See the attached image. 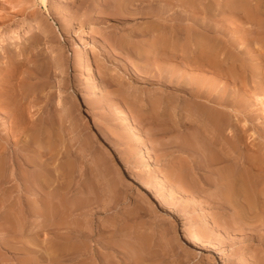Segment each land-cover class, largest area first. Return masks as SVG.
Masks as SVG:
<instances>
[{
  "label": "rangeland",
  "instance_id": "1",
  "mask_svg": "<svg viewBox=\"0 0 264 264\" xmlns=\"http://www.w3.org/2000/svg\"><path fill=\"white\" fill-rule=\"evenodd\" d=\"M46 1L48 11L40 3L44 0H0V32L6 37L15 33L21 36L18 45L8 46V41L0 46V91L4 88L16 91L14 95L22 99L25 118H28L26 125L35 128L31 132L23 131L24 125L18 128L7 109L0 107V264H264L261 222L256 220L257 224H252L256 222L253 218L252 222V216L248 218L252 225L243 220V223L237 222L230 208H223L227 210L223 213L213 181L206 178L207 172L201 171L198 152L195 148H192L194 151L184 149L173 138L175 134L185 137L203 130L213 141L226 139L223 142L231 146L233 155L264 149V46L261 47V40L257 44L256 40L245 37L258 34L259 25L253 23L243 7L227 5L229 0H166V3L162 0L171 8L168 14L179 13L185 17L184 23H178L182 26L180 38L174 40L177 52L165 55L164 48L161 49L162 37L156 31H148L154 20L134 16L141 6L138 3L131 5L134 8L131 13L126 10L130 9L129 4L120 0L124 11L133 15L127 16L120 9L128 19L117 13L115 4L119 2L116 0ZM250 1L264 18V0ZM192 4L196 5L195 9ZM23 20H40L50 40L44 39V33L26 35L28 23ZM197 21L209 22V25L216 22L218 32L211 31L210 36L219 35V30L222 32L221 41L212 52L224 61L223 69L232 63L231 58L236 54L229 42L244 51L245 57H238L235 62L236 80L228 78L231 76L224 74L222 68L220 73L199 66L195 60L201 53V42L195 33L190 37L187 29ZM170 23L165 22V30L171 28ZM12 30L15 33H10ZM35 35L43 38L35 45L37 49L31 50L27 45ZM115 36L124 39L116 37L120 46ZM81 45L90 52V63L98 68L99 93L90 90L91 82L85 71L76 66ZM219 45L223 47L221 50ZM122 47H125L123 52ZM131 51L136 52L137 58ZM125 52L128 58L129 53L135 56L133 61L140 66L132 67V59L128 63ZM163 55L168 58V65L175 67L177 73L181 71L176 77L153 69L157 66L154 63L167 62ZM146 61L153 68H146ZM182 74L185 78L186 74L196 79L202 77L201 82V78L196 80L200 83L205 81L207 90L212 92L211 101H207V94L200 101L218 109L210 113L221 112L220 116L226 118L222 117L225 126L222 125L220 132L208 129L202 117L204 113L188 103L191 97L185 95L180 85L184 79ZM29 81L35 90L26 94ZM125 96L129 103L123 100ZM92 97L97 98L96 105ZM189 110L192 113L188 115ZM122 112H128L129 119H124ZM194 117L203 119L194 120ZM36 121L41 123L37 126ZM128 122L134 125L140 139L132 136ZM181 124L188 127H184L186 130L190 127V132ZM40 125L49 130L39 129ZM157 128L161 134L151 131ZM203 131L201 136L205 135ZM238 135H242V142L234 148L231 142ZM188 151L197 158L188 156ZM188 157L192 158L191 162ZM184 159L194 164L192 172L199 184L190 178L187 181L189 184L195 181L193 184L198 185V190L192 184L193 190L184 191L181 182L176 180L183 176L180 169L188 163ZM202 179L210 180L211 184L206 185Z\"/></svg>",
  "mask_w": 264,
  "mask_h": 264
},
{
  "label": "bare ground",
  "instance_id": "2",
  "mask_svg": "<svg viewBox=\"0 0 264 264\" xmlns=\"http://www.w3.org/2000/svg\"><path fill=\"white\" fill-rule=\"evenodd\" d=\"M117 1V3L119 2V4H115V9L116 8H118V10L119 11H117V13H119V12H121L120 11V9H122L123 11L125 10L124 8H123V6H124V3L122 4V5H120V0H116ZM124 1H126L128 4H129V6H130V9L128 10V7L126 6L127 4H125V7H127L126 8V10L127 11H130V10H133L132 8H131V5L133 6V4H137L138 3V5L140 4L141 6H136V5H134L136 8L135 9H137L138 10V13L137 14H135L136 12H137V10H135L136 12H134V16H138V15H140L141 17H143V18H146V19H153L154 20V23H152V24H150L149 26H148V31H156V33H159V36L158 37H162V39H163V42L161 43V45H163L162 47H161V49L162 48H164V51H163V54L165 53V55H166V53H169V52H177L176 50V46L174 45L176 42L175 41H178L179 40V38H180V31H181V25L180 24H178V23H180V21L182 22V23H184L183 22V20L185 19V17L184 16H181L179 13H178V15H170V14H168V11H169V9H171V8H167L166 6H165V3H166V0H165V3H163L162 2V0H124ZM164 1V0H163ZM167 1H169V0H167ZM179 1V0H178ZM181 1V0H180ZM46 0H44V2H40V3H42L43 4V6H44V8H45V10H47L48 11V6H47V4H46ZM114 3H116L115 1H113ZM1 3V2H0ZM51 3V2H50ZM114 3H113V5H114ZM169 3V2H168ZM257 2H255V4H256ZM36 4H37V2H36ZM170 4V3H169ZM168 4V5H169ZM195 4V3H194ZM7 5V4H6ZM116 5H119V6H117L116 7ZM167 5V4H166ZM227 5H230V6H232V7H234V8H237V7H239L240 9L243 7L244 9H245V11H246V14L248 15V17L253 21V23H255L256 25H259V28H260V31H259V33L258 34H256V35H254V36H251L252 34H250V35H248V34H246L245 35V37H248V39L249 38H251L252 40L254 39V41H255V43L256 42H258V40H261L262 41V46L261 47H263L264 46V18L261 16V14H260V10L257 8V7H255L254 5H253V3L250 1V0H229L228 2H227ZM34 6V5H33ZM37 6V5H36ZM192 8H194L195 6L192 4ZM257 6V5H256ZM7 7V6H6ZM31 7H32V5H31ZM31 7H29L30 9H31ZM142 7V10H140V8ZM171 7V6H170ZM199 7H201L200 5H199ZM190 8V7H189ZM202 8V7H201ZM29 9V10H30ZM195 9V8H194ZM220 9V8H219ZM1 10V9H0ZM32 10V9H31ZM34 10V9H33ZM32 10V11H33ZM35 10H38V9H36L35 8ZM199 10V9H198ZM216 10V9H215ZM224 10V9H223ZM12 11H14V10H12ZM17 11V10H16ZM15 11V12H16ZM22 11V10H21ZM123 11L121 12L123 15L126 13V15L128 16L129 14L131 15V13H133V12H129V13H127L126 11H124L125 13H123ZM264 11V10H263ZM114 12H116V10L114 11ZM215 12V11H214ZM220 12H222V11H220ZM262 12V11H261ZM10 14V13H9ZM21 14V13H20ZM52 14V13H51ZM121 14V15H122ZM223 14V13H222ZM5 16H6V14H5ZM125 16V15H124ZM127 16H125V18L127 17ZM131 16H133V15H131ZM121 17V16H120ZM119 17V18H120ZM5 18V17H4ZM128 18V17H127ZM130 18V17H129ZM128 18V19H129ZM25 19V18H24ZM191 19V18H190ZM193 21L192 22H194V19H192ZM200 20V19H199ZM23 21H25L26 23H28L27 25V27H26V30L24 31V33L26 34V35H31L32 33H35V32H37V34H39V33H44V35H45V37H44V39H46V41H47V39H49L50 38V35H49V32H48V30H46V28H45V25H44V23H42V22H40V20H33V21H31L30 22V20H23ZM168 21H170L171 23H170V26H171V28L169 29V30H165V28H166V26H165V22H168ZM213 21L214 20H212V23H213ZM215 21H217V20H215ZM153 22V21H152ZM163 25H162V24ZM212 23L209 25V22H208V24H207V22H204V21H197L196 22V24L195 25H193L192 26V24H191V26H189L188 27V29H187V33H188V35L190 36L191 34H193V33H195L196 34V37H197V39H198V41L199 42H201V45H200V47H201V50H200V55L195 59L196 61H197V63L199 64V66L201 65V66H204V67H210L211 69H215V70H220L221 68H222V66H223V62L221 61L222 60V58H221V60L219 59V55L218 54H216V53H214V52H212V49H215V47H216V45H218L219 43H220V41H221V34H222V32L219 30V32H220V34L219 35H215V36H210V32L211 31H213L214 33L215 32H218L217 31V28H216V22H215V24L214 25H212ZM65 24V23H64ZM194 24V23H193ZM253 25V24H252ZM218 26V25H217ZM253 27V26H252ZM15 31L16 30H12L10 33H15ZM125 32V31H124ZM212 33V32H211ZM241 34L242 33H246V32H240ZM138 34V33H137ZM152 34V33H151ZM155 34V33H154ZM217 34V33H216ZM34 35V34H33ZM42 35V34H41ZM126 35V34H125ZM146 35V34H145ZM244 35V34H243ZM243 35H240V36H243ZM7 35L6 34H4L3 33V31H1L0 32V46L1 45H3L4 43H6V42H8L7 43V45L8 46H12V45H14V44H17V42L21 39V36L19 35V33H15V34H13V35H10L9 37H6ZM37 35H35V37H36ZM43 36V35H42ZM122 36V35H121ZM121 36H119L120 37V39H121ZM130 36V35H129ZM132 36L133 37H135L133 34H132ZM37 37H39V35L37 36ZM34 38V39H32V42H30L28 45H27V47H29L31 50H34V49H37V46H35V45H37V43L39 42V40L40 39H42L43 37H41L40 36V38ZM116 37H118V36H115V38ZM119 37H118V40H120L119 39ZM142 37H143V34H142ZM146 37V36H145ZM191 37V36H190ZM244 37V38H245ZM114 38V39H115ZM122 38H124V35L122 36ZM140 38V40H141V37H139ZM214 39V40H211V39ZM7 39V40H6ZM110 39V38H109ZM178 39V40H177ZM50 40V39H49ZM108 40V39H107ZM118 40H117V38H116V44H118ZM122 41L124 40V39H121ZM126 40V39H125ZM134 41H135V39H133ZM143 40V39H142ZM175 40V41H174ZM40 41H42V40H40ZM113 41V40H112ZM137 41V40H136ZM135 41V42H136ZM110 42V41H109ZM120 42V41H119ZM125 42V41H124ZM113 43H115V40H114V42ZM112 43V44H113ZM260 42H258L257 44H259ZM39 44H40V42H39ZM103 44V43H102ZM108 44V43H107ZM119 44H121V42L119 43ZM118 44V45H119ZM125 44V43H124ZM136 44H137V42H136ZM177 44V43H176ZM18 45V44H17ZM105 45V44H104ZM103 45V46H104ZM160 45V46H161ZM181 45V44H180ZM229 45H230V48L232 49V50H234L235 52H236V54H235V56L234 57H232L231 59H232V63L231 64H229V65H227V66H225V68L223 69L222 68V70H224L223 71V73L224 74H226V75H228V76H231V77H228V78H230V79H232V78H234L235 77V80H236V76H238V69H237V67H236V64H235V62H236V60L238 59V57H245L244 55H243V50L240 48V46L239 47H237L234 43H231V42H229ZM238 45V44H237ZM16 46V45H15ZM120 46V45H119ZM123 46V45H122ZM125 46V45H124ZM224 46V45H223ZM39 47V46H38ZM81 48H80V50L78 51V55H77V59H76V66L78 67V69L79 70H81V71H85V74L84 75H86V77H88L89 78V82H91V91L93 92V93H95V92H98L99 90H100V77L101 76H99L98 75V68H96V66H93L91 63H90V52L88 51V49L86 48V47H84V46H80ZM105 47H107L106 45H105ZM117 47V46H116ZM221 46L219 45V48H220ZM77 48H79L78 46H77ZM118 48V47H117ZM123 49H121L122 50V52H123V50H124V48L125 47H122ZM153 48V47H152ZM181 48V47H180ZM218 48V49H219ZM221 48H223V47H221ZM221 48H220V50H221ZM225 48V47H224ZM104 49H107V48H104ZM109 49V48H108ZM179 49V48H178ZM228 49V48H227ZM262 49V48H261ZM127 50H128V48H127ZM133 50V49H132ZM224 50V49H223ZM135 51V50H134ZM32 52V51H31ZM132 53H133V51H131ZM226 52V51H225ZM128 53V52H127ZM127 53L125 52V56H126V60L128 61H130V57L131 56H133L132 54H128V56H130L129 58L127 57ZM134 53H136V52H134ZM133 53V54H134ZM124 54V53H123ZM160 54V53H159ZM36 55V54H35ZM135 56H136V58H137V55L136 54H134ZM142 55V54H141ZM189 55H190V53H189ZM134 56V57H135ZM138 56H140V55H138ZM164 56V55H163ZM169 57H170V55H168ZM172 56V55H171ZM192 56V55H191ZM195 56H196V54H195ZM228 56H229V54H228ZM134 57H131V59H132V61H130V63L131 64H133V65H131L132 67L133 66H135V67H138V66H140L139 65V63L137 62V61H133L135 58ZM141 57V56H140ZM231 57V56H230ZM104 58V57H103ZM144 58V57H143ZM166 58L167 57H165L164 56V61L166 60ZM190 59H191V57H189ZM35 59V58H34ZM108 59V58H107ZM168 59V58H167ZM189 59V60H190ZM33 60V59H32ZM31 60V61H32ZM48 60V59H47ZM120 60V59H119ZM142 60V59H141ZM192 60V59H191ZM194 60V59H193ZM50 61V60H49ZM129 61H128V63H129ZM140 61V60H139ZM167 61V60H166ZM196 61H195V63H196ZM227 61H228V59H227ZM238 61V60H237ZM244 61H245V58H244ZM243 61V62H244ZM121 62V61H120ZM133 62V63H132ZM145 62V61H144ZM146 62H148L145 66H146V68L147 67H152L151 65V63H150V65H149V62L150 61H146ZM161 62H163V61H160V62H158V63H160V64H158L157 62L156 63H154V65H157L155 68H153V69H158L159 70V74L162 72V74L163 73H166L169 77H176L177 75H178V73L180 74L181 73V71H178V73H177V69L175 68V67H172V66H170V65H168L169 64V61H167V62H164L163 64H161ZM124 63V62H123ZM188 63V62H187ZM238 63V62H237ZM247 63V62H246ZM35 64V63H34ZM41 64V63H40ZM170 64H173V63H170ZM197 64V65H198ZM225 64H227V62L225 63ZM244 64V63H243ZM36 65V64H35ZM174 65V64H173ZM251 65V64H250ZM38 67L37 68H39V65H37ZM125 66V65H124ZM128 66H130L129 64H128ZM130 66V67H131ZM145 66H144V64H143V68H145ZM177 66V68H179V66L178 65H176ZM194 66V65H193ZM249 66V65H248ZM247 66V67H248ZM253 66V65H252ZM41 67H42V65H41ZM40 69V68H39ZM50 69V68H49ZM48 69V70H49ZM77 69V70H78ZM134 69V68H133ZM137 69H139V68H137ZM45 70V69H44ZM123 70V69H122ZM149 70V69H148ZM37 71V70H36ZM80 71V72H81ZM154 71V70H153ZM30 72V71H29ZM189 72V71H188ZM220 73L222 72V71H219ZM43 73V72H42ZM48 73H50V72H48ZM81 73H84V72H81ZM191 73H193V72H191ZM47 74V73H46ZM45 74V75H46ZM110 74H111V71H110ZM113 74V73H112ZM187 75V77L185 78L184 76H183V74L181 75V77L182 78H184L183 79V81H179L180 82V85H182V91H184L185 92V95H188V96H190L191 98H188L190 101L188 102L189 104H193L192 106L197 110V111H202L204 114H203V116L202 117H204V120H205V124L207 125V128L208 127H210V128H212L213 130H214V132H216V131H219L220 130V128L222 127V125H223V127L225 126L224 124H223V119H226L225 117H224V115L223 116H220V114H221V112L220 113H218L219 115H214V114H212V113H210L211 112V110H218L217 108H215V107H213V105H210V104H207V103H205L206 101H200V100H202V96H203V94H207V101H211V98H210V96H211V93H210V91H208L207 90V86L205 85L206 83H204V82H202V83H200L201 82V80H202V77H198L197 79H199V78H201L199 81H196L197 79L196 78H193L192 77V75H190V77H188V74H186ZM264 75V74H263ZM111 76H113V75H111ZM194 76V75H193ZM37 77V76H36ZM173 77V78H174ZM179 77V76H178ZM28 78H29V76H28ZM32 77H30V79H31ZM260 78V77H259ZM35 79V78H34ZM165 79V78H164ZM122 80V79H121ZM178 80V79H177ZM179 80H181V79H179ZM204 80H205V78H204ZM215 80V79H214ZM233 80V79H232ZM231 80V81H232ZM240 80V79H239ZM28 81V80H27ZM164 81V80H163ZM206 81H207V78H206ZM120 82V81H119ZM119 82H118V85H119ZM122 82V81H121ZM34 83V82H33ZM167 83V82H166ZM169 83V82H168ZM167 83V84H168ZM171 83H173V81L171 82ZM117 85V86H118ZM215 85H216V82H215ZM215 85L213 86L214 88H216L215 87ZM26 86V85H25ZM209 86H211V85H209ZM208 86V87H209ZM217 86H218V84H217ZM8 87V86H7ZM27 87V93L26 94H31V92L33 93L34 92V88H32L33 87V84H32V82L31 81H29L28 82V85L26 86ZM226 87V86H225ZM1 88V87H0ZM4 88V87H3ZM129 88V87H128ZM229 88V87H228ZM208 89H210V88H208ZM219 89V88H218ZM41 89H39V91H40ZM173 90V89H172ZM213 90V92H215L214 91V89H212ZM216 90V89H215ZM231 89H229L228 91H230ZM125 91H127V90H125ZM182 91H181V93H182ZM222 91V90H221ZM15 90L14 89H12V88H4L3 90L1 89V91H0V107L1 108H5V109H7V112L10 114L9 115V117L11 116V118H12V120H13V122H14V124L17 126L18 125V128H19V126L21 127L22 125H24L23 126V131H24V129L25 130H28L29 132H31V131H33L32 129L34 128L32 125V127L30 126V124L29 125H26V122H25V119H27L26 121H28V118H25V110H23V104L21 103V101H22V99H21V101H20V98H19V96H15L14 94H15ZM91 92V93H92ZM121 92V91H120ZM232 92V91H231ZM244 92V91H243ZM99 93V92H98ZM101 93V92H100ZM109 93V92H108ZM111 93V92H110ZM128 93V92H127ZM187 93V94H186ZM228 93V92H227ZM230 93V92H229ZM228 93V95H231V94H229ZM234 92H232V94H233ZM105 94H107V93H105ZM105 94H104V97H105ZM215 94H217L216 92H215ZM220 94V93H219ZM100 95V94H99ZM108 95H110V94H108ZM126 95V94H125ZM129 95V94H128ZM107 96V95H106ZM111 96V95H110ZM187 96V97H188ZM220 96H222V95H220ZM244 96V95H243ZM247 96V95H246ZM91 97V96H90ZM95 97V96H94ZM97 97V96H96ZM254 97V96H253ZM256 97V96H255ZM89 98V97H88ZM124 99L123 100H126L127 99V97L125 96V97H123ZM215 98H217L216 96H215ZM222 98V97H221ZM250 98H251V96H250ZM91 99V98H90ZM95 99H97V98H94V100H93V97H92V100H93V103H94V101H95ZM99 99V98H98ZM228 99V98H227ZM258 99H259V96H258ZM88 100V99H87ZM101 100H103V99H101ZM100 100V101H101ZM105 100V99H104ZM216 100H218V99H216ZM220 100V99H219ZM260 100H261V98H260ZM259 100V101H260ZM90 101V100H89ZM96 101H98V100H96ZM221 101V100H220ZM220 101H219V103H220ZM230 101H232L231 100V98H230ZM229 100L227 101V102H229V103H231ZM248 101V100H247ZM102 102V101H101ZM127 102L129 103V101H128V99H127ZM126 102V103H127ZM215 102H217V101H215ZM90 103V102H89ZM98 103V102H97ZM103 103V102H102ZM109 103V102H108ZM209 103H211V102H209ZM225 103H226V101H225ZM248 103V102H247ZM25 104V103H24ZM95 104V103H94ZM132 104V103H131ZM212 104V103H211ZM96 105V104H95ZM216 105V104H215ZM247 105V104H246ZM100 106V105H99ZM103 106V105H102ZM132 106H133V104H132ZM135 106V105H134ZM223 106V105H222ZM219 107V106H218ZM25 108H27V107H25ZM141 108H142V110H143V106H141ZM140 108V109H141ZM133 109H136V108H133ZM223 109V108H222ZM26 110H28V109H26ZM221 110V109H220ZM4 112H5V110H3ZM2 111V112H3ZM121 111V110H120ZM124 111V110H123ZM136 111V110H135ZM197 111H194L193 110V112H196L197 114H198V112ZM222 111V110H221ZM27 112V111H26ZM119 112V111H118ZM138 112H140V110L138 111ZM143 111H141V113H142ZM209 112V113H208ZM213 112V111H212ZM68 113V112H67ZM128 113V112H127ZM127 113H125V112H122V117L124 118V119H129V116H130V114H129V116L127 115ZM189 113L191 114L192 113V110H189V112H188V115H189ZM7 114V113H6ZM132 114H133V112H132ZM137 114V113H136ZM138 114H140V113H138ZM143 114V113H142ZM195 114V113H194ZM229 114V113H228ZM119 115H120V113H119ZM135 115V114H134ZM196 115V114H195ZM133 116V115H132ZM135 116H137V115H135ZM153 116V115H152ZM158 116V115H157ZM156 116V117H157ZM191 116H194L193 114L191 115ZM190 116V117H191ZM199 116V115H198ZM31 117H33V116H31ZM43 117V116H42ZM44 117H46V118H48V117H50V116H48L47 117V115L46 116H44ZM52 117V116H51ZM120 117V116H119ZM148 117V116H147ZM201 117V116H200ZM200 117H194V120L195 119H200ZM222 117H224L223 119H222ZM230 117V116H229ZM122 118V119H123ZM158 118V117H157ZM44 119V118H43ZM42 118H41V121L43 120ZM49 119V118H48ZM60 119V118H59ZM59 119H58V121H59ZM142 119V118H141ZM140 119V120H141ZM147 119V118H146ZM145 119V120H146ZM149 119H151V118H148V120ZM153 119V118H152ZM192 119V118H191ZM201 119H203V118H201ZM200 119V120H201ZM29 120H31V119H29ZM40 120V119H39ZM50 120V119H49ZM56 120H57V118H56ZM187 120V119H186ZM125 121V120H124ZM126 121H128V120H126ZM133 121V120H132ZM187 121H189V120H187ZM187 121H185L186 123H187ZM203 121V120H202ZM227 121V120H226ZM226 121H224V122H226ZM30 122H34L33 120L32 121H30ZM37 122V121H36ZM38 122H40V121H38ZM37 122V123H38ZM43 122V121H42ZM57 122V121H56ZM131 122V121H130ZM189 122H191V121H189ZM21 123V124H20ZM25 123V124H24ZM29 123V122H28ZM36 123V124H37ZM41 123V122H40ZM61 123V122H60ZM151 123V122H150ZM155 123H157V122H155ZM226 123H228V121L226 122ZM230 123V122H229ZM34 124H35V122H34ZM57 124V123H56ZM129 126H130V128H131V134H132V136H134L136 139L137 138H139L140 139V135H138L137 133L138 132H136L135 130V127H134V125H131V124H129V122L127 123ZM39 125V123L37 124V126ZM182 125V124H181ZM188 125V124H187ZM190 125V124H189ZM192 125V124H191ZM190 125V126H191ZM25 126H27V127H25ZM28 126H30V128L28 127ZM35 126V125H34ZM45 126V125H44ZM44 126L42 127V125H40V127H39V129H41V130H44V129H48V128H44ZM183 126V128L184 127H186L185 126V124H183L182 125ZM203 126H204V124H203ZM226 126H227V124H226ZM36 127V126H35ZM53 127H54V125H53ZM163 127V126H162ZM60 128V127H59ZM153 128V127H152ZM188 127H186V129H187ZM35 129V128H34ZM51 129V128H50ZM65 129V128H64ZM150 129V128H149ZM185 129V128H184ZM185 129V130H186ZM189 129H190V127H189ZM189 129L188 130H186V131H189ZM203 129V128H202ZM205 130H207L206 128H204ZM209 129V128H208ZM224 129H226V127L224 128ZM49 130V129H48ZM53 130V129H52ZM55 130V129H54ZM66 130H67V128H66ZM66 130H65V132H66ZM155 130H157V131H160L158 128L157 129H154V130H152L151 129V131H153V132H155ZM162 130V129H161ZM168 130V129H167ZM185 130H184V132H185ZM213 130H212V133H213ZM18 131H19V129H18ZM21 131H22V129H21ZM57 131V130H56ZM62 131V130H61ZM130 131V130H129ZM164 131V130H163ZM193 131V130H192ZM203 131V130H202ZM201 131V132H202ZM208 132H210L209 130H207ZM242 131V130H241ZM63 132V131H62ZM190 132V131H189ZM196 132V131H195ZM193 133V134H196V135H189L188 136V134L185 136V135H183V136H185V137H181L179 134L176 136V134L174 135L175 137H173L174 138V141H175V143L176 144H179V146H181V147H184V149L185 148H189V149H191L192 150V148H195V152H198V154H196V156L199 158V159H197V160H199L198 162H199V165L201 166V171L203 170L206 174H208L207 176H206V178L208 177L209 179H211L213 182V184H214V186L216 187H214L216 190H215V192H217V194H216V197H219V199H218V201H219V203H218V206L223 210V208L224 209H231L232 211H233V215H235L234 217H237L235 220H237V222H241V223H243L244 221L245 222H249L250 223V221H251V219L253 218L255 221L257 220V221H260L261 223H259V224H261L263 227H264V149H262V150H259L258 152L256 151L255 153L253 152V150H252V152L251 153H249V152H244V153H242V152H238L239 154H238V156L237 155H233L232 153H231V151H230V149H231V146H225V143L223 142L224 140L226 141V139H224L223 137L222 138H219L220 140L219 141H213V140H211L210 138H208L207 137V135H206V133H205V135H202L201 136V132L200 133H198L199 134V136H197L198 134L197 133ZM220 132V131H219ZM26 133V132H25ZM156 133V132H155ZM162 133V131H160L159 132V134H161ZM223 133H224V131H223ZM241 133V132H240ZM182 134V133H181ZM191 134V133H190ZM203 134V133H202ZM10 135V134H9ZM52 135V134H51ZM212 135H214V134H212ZM223 135V134H222ZM31 136V135H30ZM171 136H173V135H171ZM224 136V135H223ZM236 136V135H235ZM40 137V136H39ZM123 137V136H122ZM215 137V135L213 136V138ZM220 137V136H219ZM234 137V136H233ZM31 138V137H30ZM131 138H133V137H131ZM177 140H176V139ZM228 138V137H227ZM138 139V140H139ZM224 139V140H223ZM230 139V138H229ZM235 139V138H234ZM61 140V139H60ZM123 140V139H122ZM170 140H172V138L170 139ZM169 139H168V141H170ZM218 140V139H217ZM127 141V140H126ZM28 142V141H27ZM42 142V141H41ZM241 142H242V135H238L237 137H236V139H235V141H234V143H232L231 142V144H233V146H234V148H238V147H240V144H241ZM43 143V142H42ZM170 142H168V144H169ZM230 143V142H229ZM228 143V145H230ZM171 145V144H170ZM41 146V145H40ZM175 146V145H174ZM232 146V147H233ZM248 146V145H247ZM41 147H44V144L41 146ZM158 147V146H157ZM167 147V146H166ZM172 147V146H171ZM218 147V148H217ZM228 147V148H227ZM45 148H46V145H45ZM45 148H39L40 150L41 149H45ZM169 148V147H168ZM196 148L198 149V151H196ZM261 148H263V146L261 147ZM48 149V148H47ZM49 150L51 151V149H50V147H49ZM190 150V151H191ZM251 150V149H250ZM31 151V150H30ZM47 151V150H46ZM184 151V150H183ZM192 151H194V150H192ZM241 151V150H240ZM245 151V150H244ZM255 151V150H254ZM25 152V151H24ZM52 152V151H51ZM67 152V151H66ZM148 152V151H147ZM186 152V151H185ZM189 152V151H188ZM40 153H42V151L40 152ZM44 153V152H43ZM46 153V152H45ZM68 153H70L69 151H68ZM192 153H194V152H192ZM26 155V154H25ZM32 155V154H31ZM44 155V154H43ZM191 156V155H193V154H191L190 152L188 153V156ZM195 155V154H194ZM193 155V156H194ZM42 156V155H41ZM48 156V155H47ZM59 156V155H58ZM147 156V155H146ZM185 156V155H184ZM193 156H192V158H193ZM196 156H194V157H196ZM27 157V156H26ZM150 157V156H149ZM196 157V158H197ZM30 158V157H29ZM42 158V157H41ZM192 158L191 157H188V160H190V162H191V160H192ZM31 159V158H30ZM147 159V158H146ZM38 160V159H37ZM150 160V159H149ZM184 160H186L187 161V159H184ZM33 161H35V160H33ZM43 161H45V160H43ZM185 161V162H186ZM37 162V161H36ZM36 162H35V164H36ZM41 162V161H40ZM40 162H37V164L39 163V164H41ZM188 162V161H187ZM190 162H188V163H183V164H185L184 166H182L181 167V169H180V171H183L184 173H183V176H180L179 178H175L177 181H180L181 183V188H182V190H184V191H191V189L193 190V185H197V184H195V183H197L198 182V178L195 176V173L194 172H192V170L194 169V164L193 165H191V163ZM193 162V161H192ZM196 162V161H195ZM36 164V165H37ZM50 164V163H49ZM196 164H197V162H196ZM46 165V164H45ZM32 166H34V165H32ZM38 166V165H37ZM36 166V167H37ZM47 166V165H46ZM45 167V166H44ZM70 167V166H69ZM192 167H193V169H192ZM197 167H198V165H197ZM35 168V167H34ZM47 168V167H46ZM64 168V167H63ZM195 170V169H194ZM34 171L35 172H39V171H36L35 169H34ZM33 171V174L35 173ZM172 172L173 171H175V170H171ZM170 171V172H171ZM177 171V170H176ZM179 171V173L181 174V172ZM204 172H202V173H204ZM176 173V172H175ZM36 174V173H35ZM171 174V173H170ZM35 176H37V175H35ZM34 176V178H36ZM171 176H172V174H171ZM175 176V175H174ZM201 176V175H200ZM205 177V176H204ZM49 178V177H48ZM189 178H190V180L192 179V180H196V182L195 181H193V182H195L194 184H193V182L191 183V184H189L188 183V181L187 180H189ZM37 179V178H36ZM174 179V178H173ZM200 179V178H199ZM191 180V181H192ZM202 180H206V179H202ZM201 181V180H200ZM36 182V181H35ZM39 182V181H38ZM37 182V183H38ZM160 182V181H159ZM190 182V181H189ZM208 182H210V180H206V181H204L203 183H207V184H211V183H208ZM47 183V182H46ZM45 183V184H46ZM178 183V182H177ZM202 183V182H201ZM200 183V184H201ZM193 184V185H192ZM198 184H199V182H198ZM204 184V185H205ZM206 184V185H207ZM39 185H40V183H39ZM41 185H42V183H41ZM26 186V185H25ZM200 186V185H199ZM37 187H38V185H37ZM195 187V186H194ZM201 187H202V185H201ZM200 187V188H201ZM203 187H205V186H203ZM202 187V188H203ZM39 189H40V187H38ZM44 188V187H43ZM198 188V185L196 186V188H195V190ZM42 189V188H41ZM47 189V188H46ZM198 190V189H197ZM201 191V190H200ZM49 192V191H48ZM194 192V191H193ZM197 192V191H196ZM215 192H213V194L215 193ZM215 196V195H214ZM213 198V197H212ZM214 201H215V199H214ZM217 202V201H216ZM215 202V203H216ZM213 205V204H212ZM214 206H216V205H214ZM229 209V210H230ZM51 210V209H50ZM228 210V211H229ZM224 211H227V210H223V213H224ZM231 211V212H232ZM226 213V212H225ZM50 214H51V211H50ZM233 215H232V217H233ZM45 216V215H44ZM246 216H247V219H246ZM252 216V217H251ZM49 217V216H48ZM51 217V216H50ZM49 217V218H50ZM231 217V219H233ZM249 217H251V219H250V221H248V218ZM48 218V219H49ZM45 219V218H44ZM51 219H52V217H51ZM231 219L229 218L228 220H230L231 221ZM253 219H252V222H253ZM242 220H243V222H242ZM48 221H50V220H48ZM257 221L254 223H252V224H257ZM47 222V221H46ZM234 221L232 220V222H231V224L233 223ZM236 222V221H235ZM48 223V222H47ZM228 223V222H227ZM230 223V222H229ZM240 223V224H241ZM246 224V223H245ZM251 224V223H250ZM250 224H248V225H250ZM251 224V225H252ZM228 225H230V224H228ZM238 224H236V226H237ZM11 227V226H10ZM51 231V230H50ZM76 234V233H75ZM44 241V240H43ZM138 244V243H137ZM74 252V251H73ZM135 253V252H134ZM142 253V252H141ZM136 255V254H135ZM133 256V255H132ZM78 257V256H77ZM76 258V257H75Z\"/></svg>",
  "mask_w": 264,
  "mask_h": 264
}]
</instances>
